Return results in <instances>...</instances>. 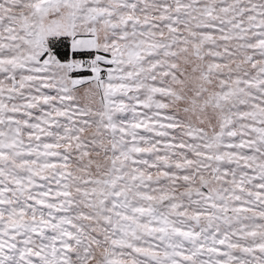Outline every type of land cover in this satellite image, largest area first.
<instances>
[{
	"label": "snow or ice",
	"instance_id": "1",
	"mask_svg": "<svg viewBox=\"0 0 264 264\" xmlns=\"http://www.w3.org/2000/svg\"><path fill=\"white\" fill-rule=\"evenodd\" d=\"M0 264H264V0H0Z\"/></svg>",
	"mask_w": 264,
	"mask_h": 264
}]
</instances>
